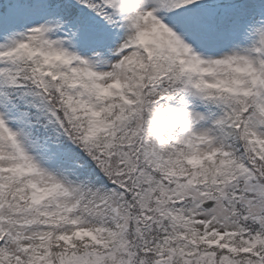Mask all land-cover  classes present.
<instances>
[{"label":"snow or ice","instance_id":"6c2138e0","mask_svg":"<svg viewBox=\"0 0 264 264\" xmlns=\"http://www.w3.org/2000/svg\"><path fill=\"white\" fill-rule=\"evenodd\" d=\"M0 264H264V0H0Z\"/></svg>","mask_w":264,"mask_h":264}]
</instances>
